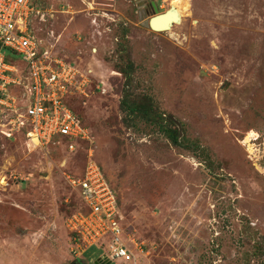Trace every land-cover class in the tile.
<instances>
[{
	"label": "rangeland",
	"instance_id": "obj_1",
	"mask_svg": "<svg viewBox=\"0 0 264 264\" xmlns=\"http://www.w3.org/2000/svg\"><path fill=\"white\" fill-rule=\"evenodd\" d=\"M45 2L88 139L0 137V264H94L66 228L80 205L66 176L89 161L118 198L125 263L264 264V0ZM172 9L170 30L144 25Z\"/></svg>",
	"mask_w": 264,
	"mask_h": 264
},
{
	"label": "built area",
	"instance_id": "obj_2",
	"mask_svg": "<svg viewBox=\"0 0 264 264\" xmlns=\"http://www.w3.org/2000/svg\"><path fill=\"white\" fill-rule=\"evenodd\" d=\"M45 6V0H0V137H21L33 150L58 145L75 152L88 139L67 103L79 71L55 52L59 36L49 28L55 10ZM35 22L44 24L45 36H38ZM66 181L80 199L66 223L75 258L90 251L95 264L132 262L118 198L99 166L89 161Z\"/></svg>",
	"mask_w": 264,
	"mask_h": 264
},
{
	"label": "water",
	"instance_id": "obj_3",
	"mask_svg": "<svg viewBox=\"0 0 264 264\" xmlns=\"http://www.w3.org/2000/svg\"><path fill=\"white\" fill-rule=\"evenodd\" d=\"M156 15L151 17L144 25L153 31H168L171 23L177 20L171 10L158 14L155 10ZM108 264V263H103Z\"/></svg>",
	"mask_w": 264,
	"mask_h": 264
},
{
	"label": "trees",
	"instance_id": "obj_4",
	"mask_svg": "<svg viewBox=\"0 0 264 264\" xmlns=\"http://www.w3.org/2000/svg\"><path fill=\"white\" fill-rule=\"evenodd\" d=\"M3 53L5 54L7 59H9L11 57L10 53L7 50H4ZM133 112L139 113V107H136L135 109H132V113ZM166 136L171 142L175 143L177 141V139H178V132L177 131L168 130V131H166Z\"/></svg>",
	"mask_w": 264,
	"mask_h": 264
},
{
	"label": "bare ground",
	"instance_id": "obj_5",
	"mask_svg": "<svg viewBox=\"0 0 264 264\" xmlns=\"http://www.w3.org/2000/svg\"><path fill=\"white\" fill-rule=\"evenodd\" d=\"M172 13L175 15V17L177 18V20L176 21H174V23L175 24H180V22H181V18L179 17V14L177 13V11L176 10H174V9H172ZM173 23H171V25H172ZM171 25H170V27H169V30H170V28H171Z\"/></svg>",
	"mask_w": 264,
	"mask_h": 264
},
{
	"label": "crops",
	"instance_id": "obj_6",
	"mask_svg": "<svg viewBox=\"0 0 264 264\" xmlns=\"http://www.w3.org/2000/svg\"><path fill=\"white\" fill-rule=\"evenodd\" d=\"M134 256V255H133ZM134 261V260H133ZM132 261V262H133ZM94 264H95V261L93 262ZM122 264H127V263H131V262H127V263H125V262H121Z\"/></svg>",
	"mask_w": 264,
	"mask_h": 264
}]
</instances>
